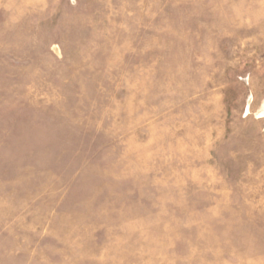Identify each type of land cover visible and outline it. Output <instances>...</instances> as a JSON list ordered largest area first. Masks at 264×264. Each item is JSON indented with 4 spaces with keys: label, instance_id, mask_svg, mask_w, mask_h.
I'll return each instance as SVG.
<instances>
[{
    "label": "rangeland",
    "instance_id": "374dc122",
    "mask_svg": "<svg viewBox=\"0 0 264 264\" xmlns=\"http://www.w3.org/2000/svg\"><path fill=\"white\" fill-rule=\"evenodd\" d=\"M264 0H0V264H264Z\"/></svg>",
    "mask_w": 264,
    "mask_h": 264
},
{
    "label": "bare ground",
    "instance_id": "6f19581e",
    "mask_svg": "<svg viewBox=\"0 0 264 264\" xmlns=\"http://www.w3.org/2000/svg\"><path fill=\"white\" fill-rule=\"evenodd\" d=\"M264 114V113H263Z\"/></svg>",
    "mask_w": 264,
    "mask_h": 264
}]
</instances>
